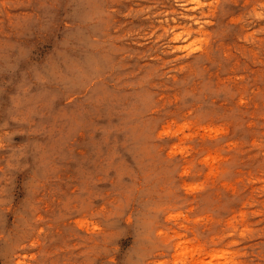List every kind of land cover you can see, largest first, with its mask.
<instances>
[{
	"label": "clouds",
	"instance_id": "9594fccd",
	"mask_svg": "<svg viewBox=\"0 0 264 264\" xmlns=\"http://www.w3.org/2000/svg\"><path fill=\"white\" fill-rule=\"evenodd\" d=\"M0 264H264V0H0Z\"/></svg>",
	"mask_w": 264,
	"mask_h": 264
},
{
	"label": "rangeland",
	"instance_id": "374dc122",
	"mask_svg": "<svg viewBox=\"0 0 264 264\" xmlns=\"http://www.w3.org/2000/svg\"><path fill=\"white\" fill-rule=\"evenodd\" d=\"M160 94H161V95H165V91H164V90H162ZM24 255H25V256H27L28 254H27V253H25Z\"/></svg>",
	"mask_w": 264,
	"mask_h": 264
}]
</instances>
